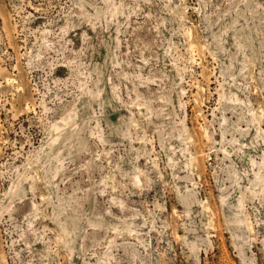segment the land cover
<instances>
[{"label":"rangeland","instance_id":"rangeland-1","mask_svg":"<svg viewBox=\"0 0 264 264\" xmlns=\"http://www.w3.org/2000/svg\"><path fill=\"white\" fill-rule=\"evenodd\" d=\"M0 264H264V0H0Z\"/></svg>","mask_w":264,"mask_h":264},{"label":"bare ground","instance_id":"bare-ground-1","mask_svg":"<svg viewBox=\"0 0 264 264\" xmlns=\"http://www.w3.org/2000/svg\"><path fill=\"white\" fill-rule=\"evenodd\" d=\"M82 1H83V0H82ZM37 8H38V7H37ZM118 9H119V7H118ZM118 9H116V10H117V11H119V10L121 11V8H120L119 10H118ZM92 25H93V24H92ZM92 27H93V26H92ZM190 33H191V32H190ZM48 42H49V41H48ZM49 44H51V43H49ZM105 48H106V47H105ZM36 55H37V54H36ZM38 56H39V55H38ZM43 57H44V56H43ZM162 73H163V72H162ZM83 84H84V83H83ZM85 84H86V83H85ZM86 86H87V85H86ZM82 87H83V86H82ZM86 89H87V88H86ZM169 90H171V92H172V89H169ZM98 91H99V90H98ZM89 92H91L90 89H89ZM89 92H88V93H89ZM162 92H163V91H162ZM169 92H170V91H169ZM167 93H168V92H167ZM92 94H93V93H92ZM162 94H163V93H162ZM159 95H160V94H159ZM160 96H161V95H160ZM167 98H168V97H167ZM160 99H161V98H160ZM164 99H165V98H164ZM162 100H163V99H162ZM166 100H167V99H166ZM169 100H171V99H169ZM235 101H236V100H235ZM171 102H172V101H171ZM79 103H80V102H79ZM162 103H163V102H162ZM165 103H166V102H165ZM165 103H164V105H165ZM169 103H170V102H169ZM144 104H145V103H144ZM77 106H78V105H77ZM158 107H159V106H158ZM78 108H79V107H78ZM147 108H148V106H147ZM74 110H75V108H74ZM160 110H161V109H160ZM173 110H174V109H173ZM174 111H175V110H174ZM71 112H74V111L72 110ZM147 112H149V111H147ZM151 113H152V111H151ZM158 113H159V112H158ZM75 114H76V113H75ZM175 114H176V113H175ZM175 114H174V115H175ZM76 115H77V114H76ZM78 115H79V113H78ZM148 117H149V115H148ZM61 119H62V121H63V120L66 121L65 118H61ZM148 119H149V118H148ZM149 121H150V120H149ZM76 122H77V121H76ZM76 122H75V123H76ZM60 123H61V122H60ZM65 123H67V122H65ZM71 123H73V122H71ZM73 124H74V123H73ZM73 124H72V125H73ZM62 125H63V123H62ZM54 126H55V128H57V129H58V127H59L57 124H54ZM52 127H53V126H52ZM60 128H61L60 131L55 135V137L52 136V139L50 140V142H54V141H56V140L58 141V138H59L60 135H61V130L63 129L62 127H60ZM58 130H59V129H58ZM51 132H52V131H51ZM64 132H65V131H64ZM99 134H100V133H99ZM78 137H79V136H78ZM76 146H77V145H76ZM79 149H80V148H79ZM83 150H84V149H83ZM191 193H192V192H191ZM19 194H20V193H19ZM188 194H189V192H188ZM186 197H187V196H186ZM192 197H193V196H192ZM19 198H20V197H19ZM187 198H188V197H187ZM193 200H194V199H193ZM193 202H194V201H193ZM63 211H64V209H63ZM59 212H60V211H59ZM96 222H97V221H96ZM93 226H94V225H93ZM131 226H132V223H131ZM134 226H135V225H134ZM133 229H135V228H132V230H133ZM132 230H131V231H132ZM67 232H68V231H67ZM127 249H128V248H127ZM127 251H128V250H127Z\"/></svg>","mask_w":264,"mask_h":264}]
</instances>
